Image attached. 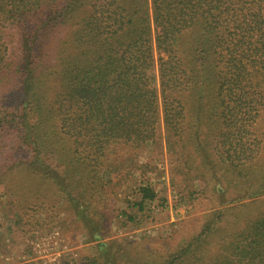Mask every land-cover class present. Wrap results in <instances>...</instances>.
Masks as SVG:
<instances>
[{"label":"trees","instance_id":"1","mask_svg":"<svg viewBox=\"0 0 264 264\" xmlns=\"http://www.w3.org/2000/svg\"><path fill=\"white\" fill-rule=\"evenodd\" d=\"M161 123L181 174L193 185L208 174L220 205H240L208 214L176 251L135 264H264V208L252 218L236 210L264 199V0H0L8 197L35 178L31 192L48 186L71 211L111 144L142 149ZM137 192L118 214L125 223L155 198L150 186Z\"/></svg>","mask_w":264,"mask_h":264},{"label":"rangeland","instance_id":"2","mask_svg":"<svg viewBox=\"0 0 264 264\" xmlns=\"http://www.w3.org/2000/svg\"><path fill=\"white\" fill-rule=\"evenodd\" d=\"M165 145L162 123L155 142L142 149L120 141L111 144L99 179L82 185L72 212L69 202L48 186L31 192L38 185L35 178L19 179L21 188L12 197L0 190V264L157 261L197 234L208 214L240 205H220L208 174L193 185L181 174L178 155L168 153ZM15 155L24 156L22 150ZM8 185L15 187V182ZM138 186H150L155 198L135 221L125 223L118 214L131 212L127 205L136 200ZM19 191L21 196L16 197ZM23 202L26 215L19 220ZM243 204L236 209L241 210L239 215L252 218L264 208V199Z\"/></svg>","mask_w":264,"mask_h":264}]
</instances>
